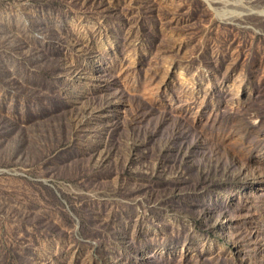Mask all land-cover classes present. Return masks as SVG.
I'll use <instances>...</instances> for the list:
<instances>
[{"label": "rangeland", "instance_id": "rangeland-1", "mask_svg": "<svg viewBox=\"0 0 264 264\" xmlns=\"http://www.w3.org/2000/svg\"><path fill=\"white\" fill-rule=\"evenodd\" d=\"M0 264H264V0H0Z\"/></svg>", "mask_w": 264, "mask_h": 264}]
</instances>
